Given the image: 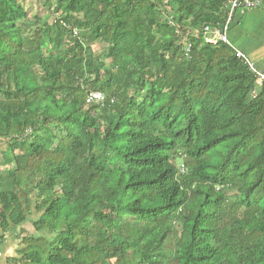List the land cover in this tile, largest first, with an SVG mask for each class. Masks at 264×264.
<instances>
[{
  "label": "trees",
  "instance_id": "obj_1",
  "mask_svg": "<svg viewBox=\"0 0 264 264\" xmlns=\"http://www.w3.org/2000/svg\"><path fill=\"white\" fill-rule=\"evenodd\" d=\"M25 1L0 0L1 238L33 229L8 263L264 264V85L203 36L228 0Z\"/></svg>",
  "mask_w": 264,
  "mask_h": 264
},
{
  "label": "crops",
  "instance_id": "obj_2",
  "mask_svg": "<svg viewBox=\"0 0 264 264\" xmlns=\"http://www.w3.org/2000/svg\"><path fill=\"white\" fill-rule=\"evenodd\" d=\"M259 1L257 7L233 14L226 35L233 50L245 55L257 71L264 72V0ZM12 227L15 226H9L6 233L11 232ZM6 233L1 238L0 232V264H9L7 260L13 257L12 252L6 250L10 242Z\"/></svg>",
  "mask_w": 264,
  "mask_h": 264
},
{
  "label": "built area",
  "instance_id": "obj_3",
  "mask_svg": "<svg viewBox=\"0 0 264 264\" xmlns=\"http://www.w3.org/2000/svg\"><path fill=\"white\" fill-rule=\"evenodd\" d=\"M259 0H228L227 2V15L224 24L218 26V27H204V32H210L211 38L209 40L206 39L207 42H221L223 44H226L230 46L226 31L228 24L231 21V18L233 17V14L236 11L243 12L248 9H252L254 7H257L259 5ZM231 47V46H230ZM189 46H186V51H188ZM235 56L243 62L244 65L248 67V69L251 71V73L254 75V86L255 89L252 92V96L255 95L256 91L259 90L264 85V72L257 71L255 68H253L250 61L239 51H235ZM104 97L100 92H90L87 95L86 103L87 104H97V105H103ZM181 172L183 171L182 166L179 168Z\"/></svg>",
  "mask_w": 264,
  "mask_h": 264
},
{
  "label": "rangeland",
  "instance_id": "obj_4",
  "mask_svg": "<svg viewBox=\"0 0 264 264\" xmlns=\"http://www.w3.org/2000/svg\"><path fill=\"white\" fill-rule=\"evenodd\" d=\"M45 0H27L23 3L24 8L28 11L29 15H33V14H39L41 16H45L47 21H50L53 17V10L52 8H48L47 5L44 4ZM51 1V3L54 5L56 3V0H49ZM204 38L209 40L211 38V33L210 32H204L203 34ZM93 49L95 51V54L97 56L100 57V59H103L102 56V45L100 44H94L93 45ZM132 88H129L128 90V94L131 95ZM143 94H139L137 96V100L138 102H141ZM4 148V143L3 140L0 138V151ZM175 165H177L179 168L181 167V160H175ZM13 169L12 165L8 166L7 168L5 167H0V175L3 178H6L9 176V173L11 172V170ZM232 191H230V196H232ZM37 214L34 213L33 216H31L30 218H36ZM22 229L23 231H25V233H32L33 229L31 224L29 223V221H26L25 223L21 224L18 227H12L11 232H7V238L10 239L9 242V246L6 250H9L10 253L12 252L13 257L17 256L16 255V250L21 248V238H20V232L19 230ZM22 234V235H25Z\"/></svg>",
  "mask_w": 264,
  "mask_h": 264
}]
</instances>
